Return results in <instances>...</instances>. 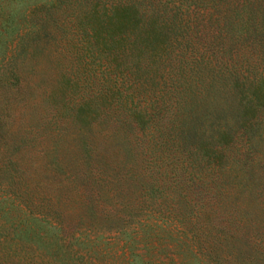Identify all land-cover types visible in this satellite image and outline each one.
Here are the masks:
<instances>
[{
  "label": "trees",
  "instance_id": "obj_1",
  "mask_svg": "<svg viewBox=\"0 0 264 264\" xmlns=\"http://www.w3.org/2000/svg\"><path fill=\"white\" fill-rule=\"evenodd\" d=\"M8 1L0 264H264V0Z\"/></svg>",
  "mask_w": 264,
  "mask_h": 264
},
{
  "label": "rangeland",
  "instance_id": "obj_2",
  "mask_svg": "<svg viewBox=\"0 0 264 264\" xmlns=\"http://www.w3.org/2000/svg\"><path fill=\"white\" fill-rule=\"evenodd\" d=\"M9 2L10 1H8V0H0V13H2V12H6V10L7 9H10V8H12V5L11 4H9ZM7 6H9V7H7ZM27 7V3H25V1L24 2H22V3H20L19 5H17V6H14L13 7V9H15L14 11H13V15H14V18L17 20V19H21V16H20V13H19V9L20 10H22L23 8H26ZM29 7V6H28ZM2 14H0V21H1V18H2ZM5 37L4 36H1L0 35V45L2 44V42H3V39H4ZM46 60H45V58H44V56H43V53H41V54H39V56H38V62L41 64V66H40V64L37 66V70H39V71H41L42 72V69H41V67H42V65L44 64V62H45ZM52 62V61H51ZM185 262H186V264H210L209 262H207L206 261V263L205 262H200L199 260L198 261H196V260H194V258H192V257H190L189 255H187L186 254V256H185Z\"/></svg>",
  "mask_w": 264,
  "mask_h": 264
}]
</instances>
